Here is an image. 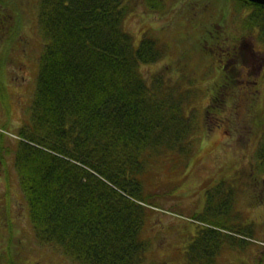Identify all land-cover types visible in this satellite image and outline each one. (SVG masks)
I'll use <instances>...</instances> for the list:
<instances>
[{"label": "trees", "instance_id": "trees-1", "mask_svg": "<svg viewBox=\"0 0 264 264\" xmlns=\"http://www.w3.org/2000/svg\"><path fill=\"white\" fill-rule=\"evenodd\" d=\"M234 5L237 25L257 30L264 42V5L251 0H234ZM126 13V0H41L45 44L30 114L13 132L16 141L0 144L3 169L6 156L14 154L38 240L81 264L147 263L152 249L144 226L153 204L142 182L147 163L160 152L192 154L193 138L205 132L196 112L201 106L188 108L197 100L196 84L181 73H144L142 63L157 62L167 47L152 36L136 44L124 24ZM2 16L0 25L6 26ZM214 41L219 57L228 60L232 51L226 41ZM229 83L223 78L216 86L207 112L233 107L230 123L244 116L246 135L259 140L255 177H264V112L245 97L241 103L239 95L237 103H223L220 95L228 93ZM2 129L4 139L7 130ZM226 182L208 190L201 223L181 264H216L225 245L242 250L254 237L250 221L231 217L220 190ZM255 188L253 199L264 201V190ZM237 222L247 224L235 229ZM261 247L258 264L264 263Z\"/></svg>", "mask_w": 264, "mask_h": 264}, {"label": "rangeland", "instance_id": "rangeland-1", "mask_svg": "<svg viewBox=\"0 0 264 264\" xmlns=\"http://www.w3.org/2000/svg\"><path fill=\"white\" fill-rule=\"evenodd\" d=\"M40 6L41 0H0V15L6 21V26L0 25V130H7L4 139L0 135V144L4 146L16 141L13 132L30 114L45 44ZM126 6L124 24L136 44L142 37L152 36L167 47L157 62L142 63L144 73H181L187 81H194L197 100L188 108L201 106L196 112L202 116L205 130L193 138L192 154L160 152L147 163L142 182L153 196V204L144 226L152 249L145 264L184 262L189 238L208 203V190L215 189L221 180L227 181L220 190H224L231 217L250 221L255 234L252 242L239 248L242 250L225 245L216 264H258L255 258L264 244V201L253 199L255 187L250 183L255 181L256 188L264 190V177L256 178L253 169L259 140L253 134L246 135L244 116L228 121L235 116L233 107L220 114L208 113L206 107L216 86L228 78L230 83L224 87L228 93L220 95L223 103H237L239 95L264 112V42L257 38V30L246 31L237 25L234 0H126ZM214 38L226 41V49L232 51L228 60L219 57ZM243 99L241 103L246 102ZM5 161V169L0 165V264H81L55 245L38 240L14 154L9 153ZM172 186L179 187L174 190ZM246 224L237 222L233 227L244 228Z\"/></svg>", "mask_w": 264, "mask_h": 264}, {"label": "water", "instance_id": "water-1", "mask_svg": "<svg viewBox=\"0 0 264 264\" xmlns=\"http://www.w3.org/2000/svg\"><path fill=\"white\" fill-rule=\"evenodd\" d=\"M251 1H254V2H257V3H262L264 5V0H251Z\"/></svg>", "mask_w": 264, "mask_h": 264}]
</instances>
